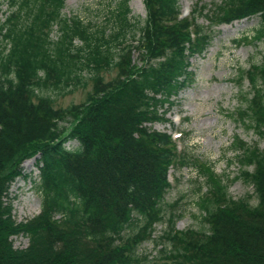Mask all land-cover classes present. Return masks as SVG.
<instances>
[{
	"label": "trees",
	"instance_id": "1",
	"mask_svg": "<svg viewBox=\"0 0 264 264\" xmlns=\"http://www.w3.org/2000/svg\"><path fill=\"white\" fill-rule=\"evenodd\" d=\"M5 1L0 264H152L155 257L141 251L146 242L161 264H264V148L233 139L240 172L231 182L241 178L252 191L234 200L209 166L151 128L169 122L168 109L193 82L190 60L206 51L213 28L258 17L254 38L264 39V0H222L187 17L179 0H143L142 22L119 0L102 26L65 16V0ZM237 80L250 92L235 120L264 140V62ZM89 84L81 104L55 107L56 97ZM32 159L41 209L16 223L8 193ZM179 167L195 169L206 188L196 201L198 230H177L179 215L165 202L169 171ZM18 236L28 239L26 248H14Z\"/></svg>",
	"mask_w": 264,
	"mask_h": 264
},
{
	"label": "rangeland",
	"instance_id": "2",
	"mask_svg": "<svg viewBox=\"0 0 264 264\" xmlns=\"http://www.w3.org/2000/svg\"><path fill=\"white\" fill-rule=\"evenodd\" d=\"M118 1L65 0L63 14L67 17L77 16L84 22L102 26ZM128 1L130 17L142 22L145 18L143 0ZM220 1L222 0H179L181 16L187 17L196 7L209 8ZM5 2H0L1 20L7 14ZM198 24L209 27L206 18L201 16L198 17ZM259 24L258 17H251L213 28L212 39L206 51L190 60L193 82L179 95L177 104L168 109L165 117L169 122L154 123L151 126L153 130L169 133L177 143L179 151L186 152L197 163L209 166L224 180L227 193L234 200L251 195L252 191L241 178L231 182L240 172L238 159L232 150L233 139L238 136L249 145L258 144L261 149L264 148V140L253 130L240 126L234 117L242 106H246L244 98H248L250 92L246 80L238 83V75L241 71H247L250 65L264 62V39L258 41L254 38ZM132 60L140 65L136 51L132 53ZM103 75L105 80L113 76L108 73ZM90 89L89 84L72 94L56 97L55 107L64 109L70 105L81 104ZM74 146L75 143L67 145L70 149ZM21 167L23 175L15 180L8 193L16 223L30 220L41 209V195L36 190L39 171L35 159L25 161ZM168 175L171 188L165 196V202L172 204L171 212L179 215L176 229L198 230L202 223L201 210L196 201L206 192L205 186L199 184L203 182L202 176L199 178L195 169L187 167L171 169ZM250 203L254 205L256 202L252 199ZM163 227L164 225H158L156 231ZM12 241L16 249H24L28 245V239L22 236L13 237ZM141 249L151 258L155 257L152 264L162 263L156 257L158 250L150 242L142 244Z\"/></svg>",
	"mask_w": 264,
	"mask_h": 264
}]
</instances>
